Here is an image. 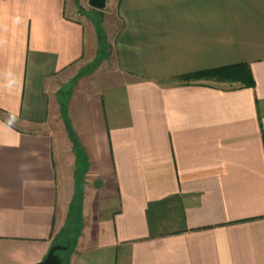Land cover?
Here are the masks:
<instances>
[{"label":"crops","instance_id":"1","mask_svg":"<svg viewBox=\"0 0 264 264\" xmlns=\"http://www.w3.org/2000/svg\"><path fill=\"white\" fill-rule=\"evenodd\" d=\"M93 9L0 0V264H264V0Z\"/></svg>","mask_w":264,"mask_h":264},{"label":"trees","instance_id":"2","mask_svg":"<svg viewBox=\"0 0 264 264\" xmlns=\"http://www.w3.org/2000/svg\"><path fill=\"white\" fill-rule=\"evenodd\" d=\"M200 78H211L219 81H241L245 86L255 85L251 70L248 66L241 64L220 66L216 68L184 74L183 76H181L182 80Z\"/></svg>","mask_w":264,"mask_h":264},{"label":"water","instance_id":"3","mask_svg":"<svg viewBox=\"0 0 264 264\" xmlns=\"http://www.w3.org/2000/svg\"><path fill=\"white\" fill-rule=\"evenodd\" d=\"M88 1L90 5L98 9H105L107 8L108 5V0H88ZM63 248H65V246L62 244H54L50 248L47 256L42 261H39L35 264H63L62 258L57 253L58 250Z\"/></svg>","mask_w":264,"mask_h":264},{"label":"rangeland","instance_id":"4","mask_svg":"<svg viewBox=\"0 0 264 264\" xmlns=\"http://www.w3.org/2000/svg\"><path fill=\"white\" fill-rule=\"evenodd\" d=\"M74 8L76 9V13L77 15L80 17L83 16V18H86L90 21H94V18L96 19V15H94V9L95 7H93L92 5H90L89 1L88 0H74ZM103 37V34L101 33V36L99 35V38H102ZM62 241V245H64L65 243V246H69L70 243L72 242V240H70V243H69V240H64V239H61ZM69 249V247H67L66 249L62 250H58L57 252H63V254H66L67 250Z\"/></svg>","mask_w":264,"mask_h":264}]
</instances>
